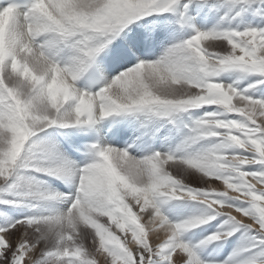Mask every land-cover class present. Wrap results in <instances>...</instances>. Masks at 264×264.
<instances>
[{
	"label": "snow or ice",
	"instance_id": "6c2138e0",
	"mask_svg": "<svg viewBox=\"0 0 264 264\" xmlns=\"http://www.w3.org/2000/svg\"><path fill=\"white\" fill-rule=\"evenodd\" d=\"M0 264H264V0H0Z\"/></svg>",
	"mask_w": 264,
	"mask_h": 264
}]
</instances>
